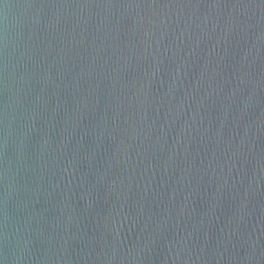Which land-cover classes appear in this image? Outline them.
<instances>
[{"label": "water", "instance_id": "water-1", "mask_svg": "<svg viewBox=\"0 0 264 264\" xmlns=\"http://www.w3.org/2000/svg\"><path fill=\"white\" fill-rule=\"evenodd\" d=\"M0 264H264V0H0Z\"/></svg>", "mask_w": 264, "mask_h": 264}]
</instances>
